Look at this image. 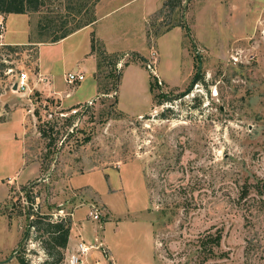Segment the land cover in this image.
Here are the masks:
<instances>
[{"label":"rangeland","instance_id":"rangeland-1","mask_svg":"<svg viewBox=\"0 0 264 264\" xmlns=\"http://www.w3.org/2000/svg\"><path fill=\"white\" fill-rule=\"evenodd\" d=\"M192 1L165 7L154 28L151 15L144 30L133 1L100 8L97 28L123 55L121 77L80 122L61 115L80 105L13 89L22 72L33 79L36 45L0 46V120L25 112L22 135L16 118L0 123V264L48 258L29 226L41 214L72 221L63 264L81 241L94 247L78 264H264V0ZM64 3L34 17L58 25ZM199 69L204 80L192 84ZM91 82L88 73L69 84V102ZM156 93L167 100L157 105ZM218 230L207 250L202 240Z\"/></svg>","mask_w":264,"mask_h":264},{"label":"crops","instance_id":"crops-1","mask_svg":"<svg viewBox=\"0 0 264 264\" xmlns=\"http://www.w3.org/2000/svg\"><path fill=\"white\" fill-rule=\"evenodd\" d=\"M115 1L117 0H100L95 7V12H97V16L95 14V21L83 26L58 41H47L43 38H33L31 29L37 27L40 21V19L34 17L37 13H10L6 16L7 29L4 42L14 46L33 44L37 47V58L35 62L36 70L35 73H33V79H30V85L33 90L40 92L45 97L56 99V102L62 106L69 105L71 108L94 99V94H96V97L99 95V84L94 75L97 70L98 59L97 55L91 50V35L94 32L96 37L105 44L106 49L110 53H115L112 49L107 47V36L97 28L101 19L100 8H102L104 4H113ZM132 1L137 3V25L144 30L147 20L161 8L165 0H131V2ZM194 1L196 0H193L192 2ZM200 1L223 2V0ZM17 22H19V24ZM175 28L179 29L180 27L177 26ZM77 72L84 73L85 79L89 73L93 76V82L88 84L87 96L72 103L69 102V99L72 97L74 90L69 89V84L79 83L78 85L81 86L82 81L70 83L66 80V77L68 73ZM60 77H63L64 85L57 80ZM140 116H142V114H140ZM14 118H16L21 124V127L23 126L20 133V135H22L25 122V112L22 108H13L9 116L4 120H0V123L3 121H11ZM72 237L73 234L71 233L69 245H72Z\"/></svg>","mask_w":264,"mask_h":264},{"label":"trees","instance_id":"trees-1","mask_svg":"<svg viewBox=\"0 0 264 264\" xmlns=\"http://www.w3.org/2000/svg\"><path fill=\"white\" fill-rule=\"evenodd\" d=\"M53 0H0V13H3L7 16L10 13H42L43 8L46 6L48 2H52ZM62 1V0H60ZM64 3L66 7L65 15L66 19L62 20V23L56 25L55 19L52 18L50 15L44 16L43 19H40L39 24L37 26V30L43 37H47V34H51L52 38L49 41H58L72 32L82 28L83 26L93 22L96 20L95 16V7L100 0H65ZM62 4V3H61ZM182 4V0H165L160 10L153 14V28L157 25L156 18L161 15L162 11L165 10V7H168L170 10L180 6ZM49 11V10H48ZM87 11L90 12V17H85ZM50 12V11H49ZM94 14V15H92ZM83 15V19H76L77 16ZM89 17V18H88ZM73 20L75 23L73 24ZM69 22L73 25L67 26ZM174 26H182L187 28L189 31L190 27L184 21L177 22ZM60 29H58V28ZM46 40V39H44ZM6 46L11 51H16L20 48L18 45H9ZM91 50L93 53L97 55V70L95 71L94 75L99 84V92L103 94H109L112 92L111 87L109 86V80H115V87H117L118 81L121 77V70L116 69L117 62L123 56L122 53H110L105 45L96 37L95 33L93 32L91 35ZM129 61L125 63L128 65ZM199 68V66H198ZM115 69V71H113ZM103 77L106 83L103 85L102 81H99L100 77ZM204 80V75L199 71L194 76L192 81L193 83L202 82ZM159 84H155L153 87ZM184 95L181 93L180 96ZM155 98L157 100V105H161L164 103L166 98H168L165 93H156ZM162 116H166V112L162 113ZM46 133L44 130L43 135ZM12 189V188H11ZM10 189V190H11ZM27 191V197L30 196V191ZM33 204V203H32ZM29 215H32L31 211H25ZM22 214V213H21ZM37 227L38 231L41 233L42 243L44 248L48 254V258L43 262V264H63V259L65 256V249L68 246L69 238L71 235L72 229V221L70 217H61L58 220H52L51 215L41 214L38 215L36 220L31 221L29 226ZM29 233V231H28ZM221 231L218 230L216 233H209L206 237L202 240V245L207 250H211V245H219L221 241ZM20 264H32L25 259L24 256L19 257Z\"/></svg>","mask_w":264,"mask_h":264},{"label":"built area","instance_id":"built-area-1","mask_svg":"<svg viewBox=\"0 0 264 264\" xmlns=\"http://www.w3.org/2000/svg\"><path fill=\"white\" fill-rule=\"evenodd\" d=\"M5 32H6V16L3 13H0V46L6 45L4 42L5 38ZM154 60L147 61V67L150 68L152 71L156 72L155 69V61H156V53L153 52ZM85 79V74L82 72H77V73H68L66 80L70 83H75L77 81H82ZM14 85H16V90L19 93L22 94H27L31 93L33 91V88H31L30 85V77L26 72H22L19 76L18 79L15 81ZM13 85V86H14ZM99 95H97L96 98L91 99L89 101H86L85 103L80 104L79 107H74L72 108L69 112H61L62 116H68L70 114L72 115H77L78 116V122H80L84 116V112L95 102V99H97ZM90 215L93 216V218L98 219L99 218V213L98 212H93L90 211ZM94 245H87L83 241L78 243L76 252H74L71 255L70 258V264H78L82 263L83 261V256L87 255L89 250L93 248Z\"/></svg>","mask_w":264,"mask_h":264},{"label":"water","instance_id":"water-1","mask_svg":"<svg viewBox=\"0 0 264 264\" xmlns=\"http://www.w3.org/2000/svg\"><path fill=\"white\" fill-rule=\"evenodd\" d=\"M16 88H17V87H16V85H14L13 89H15V90H16Z\"/></svg>","mask_w":264,"mask_h":264}]
</instances>
